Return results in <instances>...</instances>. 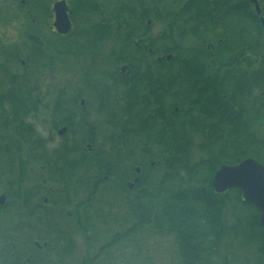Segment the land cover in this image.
<instances>
[{
	"label": "flooded vegetation",
	"instance_id": "1",
	"mask_svg": "<svg viewBox=\"0 0 264 264\" xmlns=\"http://www.w3.org/2000/svg\"><path fill=\"white\" fill-rule=\"evenodd\" d=\"M0 2H18L19 9L9 13L21 24L13 26L21 35V41L13 47H9L6 38L9 27L0 26L2 264L6 253L13 256L32 250L28 242L37 250L45 247L47 241L37 239L56 236L60 219L71 226L74 217H91L88 188L94 177V157L114 155L101 179L108 182L104 186L116 189L120 204L124 193H133L140 186L152 189L156 181L160 182L167 172V156L166 150L154 141L168 139L174 81L171 70L155 69L154 63H149L150 69L134 72L127 65L108 63L128 61L130 53L123 56V51L117 58H109V51L122 49L127 39L126 46L133 50L131 57L155 60L161 28L154 24L155 12L151 10L147 17L136 11L138 19L143 17V24L130 30L119 26L114 36L107 25L106 0ZM247 4L255 12L250 0ZM258 5L260 15L255 14L264 27V0H258ZM56 6L66 14L67 25L65 21L58 26ZM254 30L250 26L228 28L230 44L238 47L232 49L227 61H251L255 68L264 69V31L258 37ZM252 36L255 45H251ZM200 37L212 39L202 31ZM214 38L217 39L207 40L209 51L221 44L218 33ZM163 59L156 58L158 63ZM75 61H87V68L75 70ZM203 61L213 60L199 62ZM195 73L200 75L196 79L200 83H210L217 75L215 70ZM183 83L185 86L187 82ZM203 88L198 86V92ZM189 104L187 101L186 105ZM93 114L100 119H94ZM112 114L117 117H109ZM156 156L158 160L154 159ZM75 181L83 184L76 188ZM234 189L238 188L219 195Z\"/></svg>",
	"mask_w": 264,
	"mask_h": 264
},
{
	"label": "trees",
	"instance_id": "2",
	"mask_svg": "<svg viewBox=\"0 0 264 264\" xmlns=\"http://www.w3.org/2000/svg\"><path fill=\"white\" fill-rule=\"evenodd\" d=\"M105 8L109 32H115L114 36L119 26L130 30L143 24L136 11L146 17L148 11L155 12L154 24L161 28L155 60L131 57L133 50L126 46L127 39L122 49L109 51V58H117L123 51V56L130 53L128 61L108 63L127 65L132 72L150 69L149 63H154L155 69L173 72L168 139L154 141L166 150L167 157L164 160L162 155V159L167 172L154 188L140 186L133 193H124L122 204L118 201L116 205L101 198L116 191L104 186L108 182L101 179L114 155L94 157V177L88 188L91 217H74L73 235L59 229L52 238L37 239L47 241L45 247L40 242L41 250L28 242L32 250L13 256L6 253L2 264H113L114 258L129 255L133 248L140 250L138 235L146 233L172 238L173 258L168 264H264V227L259 224V211L241 200L238 189L230 191L235 195L228 205L223 198L226 195L215 193L211 185L221 165H236L247 158L264 165V69L255 68L251 61H227L232 49L238 47L230 44L228 28L250 26L258 37L263 34L264 27L253 7L247 0H106ZM201 31L212 39L202 40ZM216 32L221 44L209 51L207 40H216ZM251 45H255L253 36ZM158 57H164L162 63L157 62ZM202 59L213 61L199 62ZM80 64L75 61V70H83ZM250 65L251 71L247 69ZM200 70H215L217 75L210 83L196 82L200 75L195 72ZM201 85L204 88L198 92ZM200 96L206 100L202 102ZM112 143L115 146V141ZM195 152L201 154L198 160L193 159ZM75 182L76 188L83 184ZM229 206L236 211L232 226L224 219ZM121 209L123 216L118 214ZM113 226L119 231H108ZM99 241L103 243L95 250ZM121 244H125L123 249ZM242 248L249 250L248 256L243 255ZM130 256L136 260L141 254ZM144 259L147 257L141 258L143 264H152Z\"/></svg>",
	"mask_w": 264,
	"mask_h": 264
},
{
	"label": "rangeland",
	"instance_id": "3",
	"mask_svg": "<svg viewBox=\"0 0 264 264\" xmlns=\"http://www.w3.org/2000/svg\"><path fill=\"white\" fill-rule=\"evenodd\" d=\"M15 9L16 10L19 9L18 2H15V3L11 2V4L8 3V5L0 2V26L5 25V26L9 27L8 31L6 32L7 33V35H6L7 41H9L8 43H10L9 47H13V45H18L19 44L18 42L21 41L20 33H18L16 30L13 29L14 25L15 26L21 25L20 21L18 18H15V16H13L12 14L9 13L11 11H14ZM108 50H109V48H108ZM79 62L81 63L80 69L85 70L87 68L88 62L87 61H79ZM109 68H111V67L109 66ZM93 118L94 119H100V116L98 115V117H97L96 114H93ZM101 138H102V136H101ZM194 156H195V158H193V159L198 160V158L201 157V154L198 152H195ZM157 176L158 175L155 176V180L157 179ZM156 183H158V182L156 181ZM234 195H235L234 192H230L225 197H223L225 200H227L229 202L228 205H230V203H232V200L234 199ZM101 198L103 200L110 201L116 205L118 204V200H117L115 193H104L101 195ZM123 211L124 210L122 209V212H119L118 214H120V216H123L122 215ZM234 212H236V211L233 208H230V206L227 208V210L225 212L226 215H225L224 219L231 226L233 225L231 218H232V215ZM237 213L240 214L241 216H245V212L243 210H238ZM58 225H59V228L63 232H65V233L67 232L68 235H73L72 227L70 225H68L67 223L61 221V219L58 221ZM5 227L9 228L11 226L6 225ZM108 229H109L108 231H110L111 233L119 231V228H116L114 226L109 227ZM101 235L104 236L105 232L101 233ZM108 235H110V234H108ZM138 236H140L138 239V243H140V246H139L140 250H138V249L136 250L135 248H133V250L130 253H128L129 255H126V256L120 255L119 259L114 258L113 264H120L121 261H123L122 262L123 264H143L141 262L142 257H147V259H144V260H146L145 262H148V263L151 262L152 264H168V262H170L172 260V258H173V254H172L173 253V245H172V238L171 237L170 238L169 237H166V238L165 237H158L157 235L151 234V233H146V234H142V235L140 234ZM140 238L142 239V242H140ZM102 243H103L102 241L97 242L94 249L96 250ZM127 244L135 246V243H132V244L127 243ZM124 246H125V244H121L120 249H123ZM240 251L244 252L243 255H245V256L249 255V254H247V253H249L248 249L242 248V249H240ZM135 252L141 254V257H137L136 260H134L130 256L131 253H135ZM115 256H117V254Z\"/></svg>",
	"mask_w": 264,
	"mask_h": 264
},
{
	"label": "water",
	"instance_id": "4",
	"mask_svg": "<svg viewBox=\"0 0 264 264\" xmlns=\"http://www.w3.org/2000/svg\"><path fill=\"white\" fill-rule=\"evenodd\" d=\"M255 12L260 15L258 0H250ZM58 26L64 25L67 18L60 13L57 6ZM65 32V31H63ZM170 59V56L167 57ZM212 186L215 193L222 194L231 188H238L242 193L243 201L254 206L259 211V224L264 227V165L252 158H247L237 165H222L212 177Z\"/></svg>",
	"mask_w": 264,
	"mask_h": 264
}]
</instances>
